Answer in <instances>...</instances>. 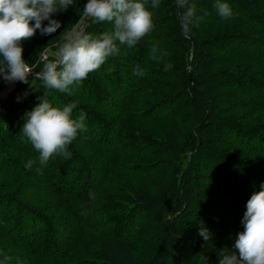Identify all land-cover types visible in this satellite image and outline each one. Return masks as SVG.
Listing matches in <instances>:
<instances>
[{
  "label": "trees",
  "instance_id": "trees-1",
  "mask_svg": "<svg viewBox=\"0 0 264 264\" xmlns=\"http://www.w3.org/2000/svg\"><path fill=\"white\" fill-rule=\"evenodd\" d=\"M244 1L220 0L230 7L232 5L233 17L224 20L214 7L216 0H190L196 5V15L203 18L198 24H193L188 37L181 34L174 0H160L156 8H151L149 1L146 7L154 17H158L153 19L158 29L153 27L131 49L117 42L118 54L109 57L78 86H73L72 95L47 90L42 81L31 78L29 84H20L12 98L0 100V262L4 263V257L8 256L11 264L19 261L22 263L18 264H28L26 261L33 258V264H72L74 261L87 264L86 258L91 253L75 256V243L83 233L91 232L88 226L103 210L97 201L102 202L99 195L108 180L114 159L124 157L130 162L134 160V154L145 152H161L170 156L176 150V136L172 133L171 123L181 130H184V124H191L199 135L203 130L213 129L215 142L197 140L198 147L192 162L182 168L185 178L173 187L167 201L164 193L158 194L159 202L146 194L135 197L136 201L132 199L133 206L129 205V210L117 222L116 242H134L123 239L124 227L136 230L140 214L145 210L152 211L150 201L159 206V215L153 214L157 228L167 232L169 238L173 231L184 232L178 225L180 215L192 221L185 222V230L196 231L190 235L199 240L202 239L198 235L201 222L212 234L209 240L212 242L216 241L215 232L220 229L243 231L241 220L245 205L264 183V9ZM253 2L264 6V0ZM97 23L96 28L94 24L86 32L96 37L113 31L110 22ZM59 39L58 35L57 43ZM153 45L158 49V61L151 60L149 56ZM47 46L55 50L51 45H44L41 51L35 49L29 53L25 62L32 64ZM192 48L193 59L190 62ZM176 51L180 52V57H175L179 66H191L194 71L185 79V85L192 91L182 96L181 91L172 92L164 97L167 101L160 106L150 99L157 100L158 78L170 76L156 65L165 64ZM217 63L231 64L232 67L212 74L211 66L215 67ZM137 65L145 69L143 77L134 74ZM37 66L39 71L43 64ZM45 92L55 107L76 103L72 118H78L83 112L86 131L78 133L68 146L72 154L70 158L54 155L46 166H41L39 153L23 137L21 129L25 122L22 117L39 103L38 97ZM188 94L195 98L194 109L200 115L187 121V115L179 114L188 111ZM17 97L22 99L18 102ZM176 110L177 115L174 114ZM134 114L142 122L169 119L170 123L158 125L155 129H165L167 134L161 148L154 149L156 144L151 143L150 135L141 132L146 130L145 124H132ZM192 140L195 144L196 139ZM205 151L207 156L202 157ZM30 160L34 163L31 168H26ZM146 164L156 182L162 183L159 167L156 168L150 160ZM86 165L91 169L86 171ZM129 168L136 174L145 171ZM205 171L209 173L205 174ZM168 214L178 215L176 224L166 223ZM235 239L236 234L231 247ZM119 246L120 249H113L108 258H102L104 262H94L131 263L137 251L128 254L129 249ZM166 251L165 247L161 250L162 254ZM199 251L206 259H194L185 264H217L216 249L210 244L199 245Z\"/></svg>",
  "mask_w": 264,
  "mask_h": 264
},
{
  "label": "clouds",
  "instance_id": "clouds-1",
  "mask_svg": "<svg viewBox=\"0 0 264 264\" xmlns=\"http://www.w3.org/2000/svg\"><path fill=\"white\" fill-rule=\"evenodd\" d=\"M148 3L149 0H87L83 17L112 22L113 31L94 37L79 26L66 28L55 50L45 47L29 64L23 58L22 42L33 38L37 30L42 36L56 33L61 23L53 19V15L67 11L73 0H0V78L7 84H29V77H32L42 81L47 90L72 95L73 86H78L89 73L118 54L117 42L131 49L153 30V13L146 7ZM159 3L160 0H151V8L158 7ZM173 7L181 34L188 37L193 24H198L203 17L196 15V5L190 0H174ZM214 7L224 20L233 17L229 4L216 0ZM157 51V46L153 45L149 54L151 60L160 59ZM41 63L43 67L35 72L34 68ZM171 66L165 64L164 70ZM133 71L139 77L146 74L139 65ZM21 99L17 97L18 102ZM38 100L39 103L22 117L25 122L21 133L39 153L38 163L46 166L54 155L65 159L71 157L68 146L78 133L86 131L85 114L81 112L73 119L76 103L55 107L49 102L47 92ZM33 163L30 160L25 167L31 168ZM260 189L248 199L241 220L243 231L236 234L232 250L221 251L219 264H264V183L260 184ZM198 235L204 241H209L212 236L203 222L199 225ZM9 259L5 256L4 264Z\"/></svg>",
  "mask_w": 264,
  "mask_h": 264
},
{
  "label": "rangeland",
  "instance_id": "rangeland-1",
  "mask_svg": "<svg viewBox=\"0 0 264 264\" xmlns=\"http://www.w3.org/2000/svg\"><path fill=\"white\" fill-rule=\"evenodd\" d=\"M149 1V4H151V0ZM244 2L249 4L254 3L264 9V6H262V4L259 2L255 3L253 2V0H245ZM86 3L87 0H73V5L69 7L67 11L54 14L53 19H56L61 23V28L58 29L56 33H53L52 35L42 36L39 30H37V33L33 38L22 42V46L24 48V60H28V54L33 50L38 49L39 51H41L44 45H51L52 47H56V45L58 44V35L60 36L66 28L71 29L73 26H79L87 31V29L89 27H92L94 24H96V26L94 27L96 28L98 24L97 21L89 20L83 17V8ZM77 17H79V23H77ZM157 18L158 17L153 16V19ZM44 23L45 25H47V21H45ZM110 23L113 24L112 22ZM239 23H242V21H239ZM153 27L154 29H158V26L156 23H154V20ZM190 52L191 53L189 55V61L191 62L193 59V48ZM49 56H51V53H49ZM176 56L180 57L179 51L172 53L170 58L165 63L172 65L171 68L167 71L164 70L165 64L156 65V67L161 72L166 73L168 76H170L160 77L157 80L158 86L156 87L155 93V95H158L156 96L157 100L150 99L151 102L156 101L157 105L161 106L165 101H167V99H165L164 97L171 94L172 92L177 93L178 91H181L180 95L182 96L185 95L187 91H192L190 87H187L185 85V79L187 74L193 75L194 71L192 70L191 66H188L186 68L180 67L178 62L175 61ZM214 66L215 67L211 66L212 74L216 73V71H224V69H230L232 67L231 64L224 63H217L214 64ZM37 69L38 66L34 68V71L39 72L40 66L39 71ZM31 78L32 77H29V79ZM20 84L23 83L15 82L13 84H7L3 81V79L0 80V100L7 101L8 99L12 98V94L20 86ZM169 85H171V88H167ZM188 95L189 96L186 104L188 105V111H183L179 114V116L187 115V121L195 120L200 115L199 111H196L194 109L196 105L195 98L192 94ZM160 96L161 98L158 99ZM181 96H178V98H180ZM177 111L178 110H176L174 114ZM135 116L136 114H134V120H132V124H138L143 121L141 118H135ZM142 123L145 124L147 128L146 130H142L141 132L150 135L149 140L151 141V143L156 144V147L154 149L161 148L165 143L164 141L167 139V134L165 132V129H162L161 131H156L155 129L158 125H166L170 123L169 119H166L164 122L161 120H156L153 122L146 121ZM170 125L172 127L173 135L176 136V141H173L176 144V150H173L170 156H164L161 152H145L143 154H134V160H130V162H128L124 157L114 159V164L111 166V172L108 180L105 186L101 188V192L99 195V198L102 199V202L97 201V204L102 206L103 210H101V212L96 215L91 226H88L91 232L83 233L75 243V256L76 254L80 256L85 255L86 253H91L88 254L86 258L87 264H97L95 262H104L102 258H108V254L110 255L113 252V249H120L119 244L124 245L122 246L124 250L129 249L127 251L128 254H130L132 251H137L136 255H134L135 258L129 264L189 263L194 259H204L203 252H198V246H206L207 244H210V246L216 249V260L217 264H219L218 257L222 255L221 251H227V249L232 250V247L230 246L232 238L235 237V234L239 233V231L237 232L236 230L230 232L225 229H220L215 232V242L204 241L203 238L199 240L198 238H195L196 236L190 235V232L196 231L185 230L187 227L185 222L190 223L192 221L188 218H185V216L183 215H180L181 219L178 225L184 232L176 233L175 231H173L170 235V238L167 237V232H163L161 228H157L158 226L153 220V214L156 213L157 216L159 215L157 212L159 210V206L152 201H150V204L152 205L151 209L153 212L150 210H145L140 214L138 218L139 225L137 226L136 230H126V225L124 227L123 239L125 241L133 240L134 242H116L117 234H115V228L117 222L121 217H123L125 212L129 210V205L133 206L132 199L133 201H136L134 200L135 197L146 194L156 202H159L158 194L160 195L161 193H164V199L167 201V197L171 195L173 187L180 184L181 180L185 178L183 169L188 167L190 165V162H192L193 160V155L196 153L198 147L197 140L204 141V143L215 142L213 138L216 135V132L213 129H208L207 132H205L206 130H203L202 135H199V133L194 130L195 126L191 124H184L182 126L184 130H181L179 128L177 129L174 123H171ZM192 138L196 139L195 144ZM26 143L31 147L28 142ZM154 149L150 151H154ZM219 149L221 151L220 145ZM191 151L195 152L192 153ZM202 155V157H204V155L207 156V152L205 151ZM149 160L154 162L156 168L159 167L158 169L161 171L163 178L162 183L158 184L154 178L153 172L150 169L147 170L148 166L146 164V161ZM102 162L105 163L104 160ZM128 167H130L129 169L132 170L145 169V171L142 174H136L129 171L127 169ZM85 169L86 171L87 169H91L90 165H86ZM204 173L207 174L209 172L205 171ZM177 174L178 177H176ZM201 210H204L202 206ZM194 214H197V211H195ZM177 217L178 215L176 214H168V216L165 217V221L167 224L173 225L176 224ZM21 219L23 220L24 216ZM110 234H113L112 238H110ZM137 241L140 243H138ZM141 243L146 244L144 246H141ZM163 247L167 249L165 254H162L161 252ZM34 259L35 258H33L32 261L29 262L26 261V263L33 264ZM18 263H22V261H19ZM0 264H4L3 261H1ZM7 264H11V262L8 260ZM72 264H76V262L74 261Z\"/></svg>",
  "mask_w": 264,
  "mask_h": 264
}]
</instances>
